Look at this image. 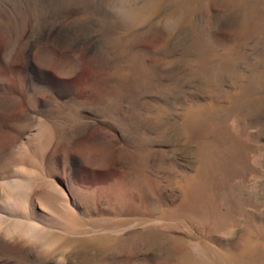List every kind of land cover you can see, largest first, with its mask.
Wrapping results in <instances>:
<instances>
[{"label": "rangeland", "instance_id": "rangeland-1", "mask_svg": "<svg viewBox=\"0 0 264 264\" xmlns=\"http://www.w3.org/2000/svg\"><path fill=\"white\" fill-rule=\"evenodd\" d=\"M76 27L73 41L56 44ZM25 63L50 81H31ZM44 124L57 129L46 149ZM200 138L213 141L211 155H200ZM99 145L110 148L102 162ZM129 172L145 188H132ZM197 173L200 209L156 218L157 240L147 245L146 201L176 207ZM13 181L55 183L73 220L129 221L113 227L138 247L125 264H177L170 236L210 245L222 264H264V0H0V264L97 261L100 243L77 242L51 261L32 234L4 232L16 219L49 215L36 191L26 197Z\"/></svg>", "mask_w": 264, "mask_h": 264}, {"label": "bare ground", "instance_id": "bare-ground-1", "mask_svg": "<svg viewBox=\"0 0 264 264\" xmlns=\"http://www.w3.org/2000/svg\"><path fill=\"white\" fill-rule=\"evenodd\" d=\"M67 28H68V26H67ZM65 29L66 28H64V30ZM78 29L80 30V27H76V28L72 29L71 31H70V29H68L69 30L68 33L64 32V33L59 34V36L56 39V44H59V46H61L65 41H73L74 40V35L78 33ZM81 32L82 31L80 30V33ZM70 34H73V35H70ZM56 35H58V34H56ZM82 35H83V33H82ZM65 46H68V44L65 45ZM85 46H87V45H85ZM37 59H40V58H37ZM92 61H93V59H92ZM24 71L26 72L28 77H30L31 81H34V82H36L38 84L47 83L51 79L49 74H47V71L45 72V70H43L40 67L35 66L33 64L29 65L28 63H25ZM58 83L59 82H57V80H56L54 84H57L58 87L60 88ZM103 88H104V86H103ZM65 89H66V87L64 85H62L61 88H60V91H63ZM102 92H104V91H102ZM32 95H33V99L36 102V104L42 102L39 98H37L36 95H34V94H32ZM44 99H45V97H44ZM1 101H2V99H1ZM3 101H5V99ZM43 126H44L43 127L44 130H42L40 132V137H38V138H40L39 139V147L43 148V149H46L50 145V143H51V141H52V139L54 137V133H57V131H56L57 129L54 130V127H53V129H51L48 125H45V124ZM212 146H214V145H213V141L211 139H209V138H202L201 139L200 138L199 143H198V149H199L200 155L202 157L204 155L205 156L211 155L213 153V147ZM97 147H98L97 148L98 149L97 150L98 154H97L96 160L98 162L99 161L100 162L105 161V159L107 158V154H109V151H107L108 147L106 146L107 149H105L104 146H102V145L101 146L99 145ZM67 151H69V150H67ZM12 157H9V158H12ZM36 161L37 162H33V168L36 169V173L38 175H41L43 173V170H44L43 166L41 165V161H39V160H36ZM146 162H147L146 158L142 157L141 161L138 163V165L143 168V167L146 166ZM6 172H8V171H6ZM129 174H132V176H133V173L129 172ZM199 176L200 175L197 173L194 177H190V178L187 177L185 184L182 186V197H181V200H180L179 204L176 207H174V208H169V207L165 208V205H166V201L165 200L166 199H164V198L161 199L163 201H161L160 204L156 205L155 202H153L151 200H148L149 198L147 197V195H145L146 196L145 199L148 200V201H146V205H145V210H146L147 214H146L145 217L142 218L143 220H140V222L146 223V226H147V228H146L147 230L144 232V238H146L145 241L147 242V245L153 239H154V241L157 240V239H155V234L157 232H156V229L154 227L156 218H161V219L170 218V217H174L175 215H178V213L183 212L184 210H186V212L192 211L191 213H194V212H196L197 210L200 209L201 204H202V200H201L202 197H201V192H200L202 183L200 181H198ZM21 182H23V181H21ZM6 183H8L7 185H9V188H8L9 191H13L14 192V190H15V189H13L14 187L15 188H19L21 193L23 195H25L26 197H31L32 193L36 191V193H37L36 199L39 202L38 204H40L41 207L43 206L45 209L48 210V214L49 215H41L40 214V216H37L36 213H35L36 211L34 210L33 214L35 213V215H36L34 217L35 219H33V218H32L33 220H31V219L29 220V218L25 219L26 218V216H25V218L16 219L10 225H7V226H5L3 228L4 232H5V230L7 231V230L11 229L10 230L11 232H9V233H14L16 235V239H17V237L19 238V237L27 236L28 234H32L34 239L36 240V241L34 240L35 243H40L38 245L35 244L36 246L40 247L39 248L40 253H38L39 255L41 254V256H43L45 254L47 249H45L43 247H48V248H51V249L53 248L52 250L50 249V252L48 253V254H50L48 256L51 257V259H49V260L52 261L54 259V258L52 259V257H55L53 255L56 252H58L60 250L63 251L67 247H72L77 242L84 243V244H91V243L94 244V242H95V243H100L101 244L100 245V250H101L100 254L101 255L97 258V261L94 264H125L130 259L129 255H132V254L134 255L135 253L136 254L138 253L137 252V248L138 247L136 246L135 241H133L132 239L125 240L120 235L119 236L117 235L118 237H116V233H118V232H116V231L114 232L113 231V227L114 226H118L120 228V227L125 226L126 224H129V221H126L125 219L121 220L119 218L118 219H111V220H108L107 218H99V219L97 218V219L91 220L90 222L89 221L85 222L84 220L81 221L80 218H76L75 220H73L72 217H76V215L73 214L74 212L72 210H70V206H69L68 200H66L65 197L63 198V196L61 195L62 198H63V201H64V202H62L63 203L62 205H64V206L61 207V206H59V204L56 203L57 199L58 200L61 199V196L60 195L58 196L56 194L57 191L54 189L56 187L54 185L55 183H50V181H49L48 184H46V185L44 184V186L42 185L41 189L37 188V187H39L37 184L31 183V182L30 183H26V182L25 183H18V182L16 183V181H13V183L16 184L13 188H12V186L14 184L11 183L12 184L11 185V184H9V182H6ZM130 185H131L132 188H136V189H141L142 190L143 188H145V186H144L145 185L144 178L141 177V176H133V178H132V180L130 182ZM3 188H7L6 185ZM56 189H57V187H56ZM60 193L62 194V192H60ZM60 193H58V194H60ZM63 195L66 196L65 193ZM82 200L83 199H81V201ZM89 208L90 207H89V204L87 202V211L88 212H92ZM157 210H158V212H157ZM154 213H159V215L156 216V214H154ZM38 220H40V221L37 222ZM41 222L43 224L45 223L46 226L41 225ZM61 226L65 230H67V232H65V234H64V232L61 234L56 229H54V227L58 228V227H61ZM96 229H100V230L101 229H103V230L112 229V231L109 232V234H105V235H102V236L94 234V235L89 236L88 238L87 237L86 238H76V237H74V236H72L70 234V232H72V231L73 232H88V231L96 230ZM104 239H108V242L106 241L107 244H106ZM165 240L166 241L170 240L172 243H174L175 250H176V253L174 255V257H175L174 259H175V262L177 264H181V263L182 264H222V261L219 258V255L217 254L215 249H213L208 244H204V243L200 244V243H195V242H192V241H190V243L188 244V243L184 242V240H182L178 236L177 237H173V236L171 237L170 236V237L165 238ZM112 248H113V250L116 253L121 251V252H126L127 255L128 254L129 255L125 256V257H122L121 259L119 257H117V255L110 258V257L107 256V254H108L107 251H108V249H112ZM44 250H45V252H43ZM195 250H197L196 253H194ZM150 251H152V250H150ZM47 252H48V250H47ZM47 252H46V254H47ZM124 255L125 254H123V256ZM60 258H62V256ZM113 259H118V260L114 261ZM131 262H133V261H131ZM139 262L140 263H144V260L142 259ZM224 262H223V264H225ZM226 264H232V262L229 261Z\"/></svg>", "mask_w": 264, "mask_h": 264}]
</instances>
